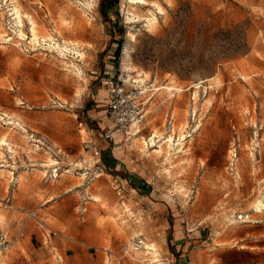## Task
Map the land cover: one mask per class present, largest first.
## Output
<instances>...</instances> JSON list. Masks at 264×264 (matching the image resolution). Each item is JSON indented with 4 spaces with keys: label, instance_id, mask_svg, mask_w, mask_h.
<instances>
[{
    "label": "rangeland",
    "instance_id": "obj_1",
    "mask_svg": "<svg viewBox=\"0 0 264 264\" xmlns=\"http://www.w3.org/2000/svg\"><path fill=\"white\" fill-rule=\"evenodd\" d=\"M0 150L16 263L264 264V0H0Z\"/></svg>",
    "mask_w": 264,
    "mask_h": 264
},
{
    "label": "built area",
    "instance_id": "obj_2",
    "mask_svg": "<svg viewBox=\"0 0 264 264\" xmlns=\"http://www.w3.org/2000/svg\"><path fill=\"white\" fill-rule=\"evenodd\" d=\"M109 95L107 97V109L106 115L109 117L110 121L113 123L115 132H108L105 138L109 141L113 140V134L119 131L131 133V129L135 128L137 131H141V125L143 124L147 110L146 102L141 100L140 93L137 89L127 86L124 82L120 81H110L109 82ZM195 109L192 111V115H189V122L195 120ZM174 117L169 115L167 118V127L173 131L174 127ZM190 131V132H189ZM191 131H195L193 126L190 124L187 127L186 134L191 135ZM176 139H180L177 135ZM56 157L58 161L56 164L60 163L61 157L65 154L61 148L55 147ZM91 150L95 156L101 155V149L98 144L94 143L91 145ZM236 153L233 154V162L235 160ZM232 162V164H233ZM54 171H58L55 168ZM30 217H36L34 212H28ZM23 235V233H21ZM11 246V240L8 233L0 228V256L5 250Z\"/></svg>",
    "mask_w": 264,
    "mask_h": 264
},
{
    "label": "bare ground",
    "instance_id": "obj_3",
    "mask_svg": "<svg viewBox=\"0 0 264 264\" xmlns=\"http://www.w3.org/2000/svg\"><path fill=\"white\" fill-rule=\"evenodd\" d=\"M14 2V1H13ZM15 4V3H14ZM17 4V3H16ZM19 7V6H18ZM17 6H15L14 7V10H15V17H14V23L16 24V26L19 28V30H20V32H21V34L22 35H24L25 33H24V30H23V18H22V15H21V12H20V10H19V8H18ZM13 9V8H12ZM31 17V16H30ZM29 17V18H30ZM137 17H138V15H137ZM30 21V20H29ZM151 21V23L152 24H155L156 23V20L155 19H153V20H150ZM30 22H32V21H30ZM32 26H33V28L35 27V24H34V22H32ZM152 26V25H151ZM21 35V36H22ZM23 37V36H22ZM63 47V46H62ZM66 48V47H65ZM64 49V48H63ZM64 51V50H63ZM71 51V50H70ZM77 52V51H76ZM79 54V53H78ZM71 67H72V65H71ZM127 67H128V65H127ZM72 69V68H71ZM200 84H202L201 82L200 83H196L195 84V87H197V88H199L201 85ZM133 131H136V129L135 128H133L132 129V132ZM136 135H138V132H136ZM172 134H169V142H171V144L170 145H172L173 144V139H172ZM4 138V137H3ZM154 138V137H153ZM7 140L6 139H2V143H1V145H4V144H7V142H6ZM145 142V141H144ZM6 146V145H5ZM169 146V145H168ZM1 151V150H0ZM156 151V150H155ZM0 154L1 155H4V153L1 151L0 152ZM165 154H167V153H165ZM54 161H56L57 162V160H54ZM85 175V174H84ZM4 219V218H3ZM1 221H2V219H1V217H0V223H1ZM153 245V244H152ZM152 247V246H151ZM152 250V249H151ZM155 255V254H154ZM156 257V256H155ZM158 258V257H157ZM157 260V259H156Z\"/></svg>",
    "mask_w": 264,
    "mask_h": 264
},
{
    "label": "crops",
    "instance_id": "obj_4",
    "mask_svg": "<svg viewBox=\"0 0 264 264\" xmlns=\"http://www.w3.org/2000/svg\"><path fill=\"white\" fill-rule=\"evenodd\" d=\"M22 236H24V233H23V235ZM11 240V239H10ZM20 241V240H19ZM25 244H27V241H26V243H24V245ZM10 247H12V244H11V246ZM10 247L8 248L9 250H10ZM7 249V250H8ZM6 251V250H5ZM5 251L3 252V254L0 256V264H28L27 263V261L26 260H22V261H20L19 263H16V262H14V257H13V255H11V254H8L7 253V255L6 254H4L5 253ZM4 259H3V258Z\"/></svg>",
    "mask_w": 264,
    "mask_h": 264
},
{
    "label": "trees",
    "instance_id": "obj_5",
    "mask_svg": "<svg viewBox=\"0 0 264 264\" xmlns=\"http://www.w3.org/2000/svg\"><path fill=\"white\" fill-rule=\"evenodd\" d=\"M101 11H102L103 15L107 16V10H106V6L104 4L101 5Z\"/></svg>",
    "mask_w": 264,
    "mask_h": 264
}]
</instances>
